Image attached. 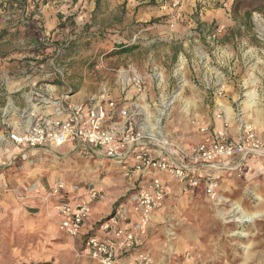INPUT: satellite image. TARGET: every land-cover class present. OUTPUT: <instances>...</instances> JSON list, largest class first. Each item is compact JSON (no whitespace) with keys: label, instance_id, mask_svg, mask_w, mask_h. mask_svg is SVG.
Returning <instances> with one entry per match:
<instances>
[{"label":"rangeland","instance_id":"obj_1","mask_svg":"<svg viewBox=\"0 0 264 264\" xmlns=\"http://www.w3.org/2000/svg\"><path fill=\"white\" fill-rule=\"evenodd\" d=\"M8 1L0 0V107L6 100L1 93L8 86L51 85L59 80L72 95L84 84L88 87L84 102L95 98L131 108L136 105L139 124L148 128L158 124L155 129L181 145L179 138L186 134L188 124L200 131L203 126L213 127L216 96L235 97L236 110L249 100L250 91L264 96V73L255 74L259 57L264 58V0H239L227 12L220 10L224 6L219 0L211 11L204 0H192L190 7L182 5L184 0H30L26 11L30 17L48 1H54L59 12L78 3V11L88 22L69 28L65 35L62 29L50 30L37 17L34 27L24 29L23 7ZM55 42L62 44L56 47ZM122 45L133 49L119 52ZM46 52L57 54V61L41 58ZM58 73H63L59 79ZM136 77L142 80V91L135 85ZM256 100L260 101L257 93ZM9 118V110L0 108V122ZM246 123L254 125V120ZM117 167L111 160L86 158L72 150L22 151L10 167L11 178L1 176L8 187H0V193L16 200L53 199L48 195L50 186L41 187L37 177L44 178L46 185L62 180L70 189L78 185L82 187L78 191L87 193L86 187L95 188ZM182 192L171 201L168 220L163 222L164 256L158 258L157 251L145 248L141 235L151 264H264L262 164L240 177H222L214 199L203 188H182ZM102 193L106 200L107 194ZM167 199L158 210L170 201V195ZM242 211L250 216L243 217ZM178 228L191 237H179ZM178 244L180 250L171 252ZM83 258L90 257L84 254Z\"/></svg>","mask_w":264,"mask_h":264},{"label":"built area","instance_id":"obj_2","mask_svg":"<svg viewBox=\"0 0 264 264\" xmlns=\"http://www.w3.org/2000/svg\"><path fill=\"white\" fill-rule=\"evenodd\" d=\"M134 82L138 91H142V80L136 77ZM51 104V113L45 115L31 110L33 118L29 125L9 131L14 148L36 150L71 145L75 154L90 159L107 158L122 165L127 177L136 179L132 205L117 204L109 216L100 221L99 228L111 232L112 237L101 239L89 235L87 238L86 253L99 264H123L122 257L126 253L142 247L141 230L169 197L171 180L184 190L201 187L211 198L217 197L222 176H201L192 168L194 164L225 160L224 167L231 169L232 177L242 176L241 166L248 156L261 158L264 167V137L253 124L243 123L235 135L227 127L216 130L203 126V141L186 149L174 140L158 137V132H150L143 123L139 124L136 105L131 108L112 99L103 103L95 98L89 102L59 99L52 100ZM165 152L171 159L161 157ZM14 158H18V154ZM4 186L8 187L0 175V187ZM81 188L74 185L71 189ZM71 189L59 180L50 187L48 195L57 200H69ZM86 192L92 201L104 198L102 191L94 187H86ZM57 209L59 228L70 238L80 236L91 205L61 201ZM131 210L139 215L137 221L131 220ZM151 263L149 252L139 250L131 264ZM14 264L36 263L18 260Z\"/></svg>","mask_w":264,"mask_h":264},{"label":"crops","instance_id":"obj_3","mask_svg":"<svg viewBox=\"0 0 264 264\" xmlns=\"http://www.w3.org/2000/svg\"><path fill=\"white\" fill-rule=\"evenodd\" d=\"M19 1L27 2V6L23 8V12H25L24 16H26L27 19L23 18L21 24H23L24 29L28 31L30 27H34L33 24L36 25L34 23V19H36V17L44 20L45 25L50 26V30L56 29L57 31H61L62 29V31H64L62 34L64 35L69 28L73 29L76 28V26L81 28V24L84 26L88 22L87 16L84 17L85 14H82V12L80 14L78 11V3L66 5L67 10H65V12H59V9H56L54 5V1H48L41 10L36 8V13L32 12L30 17L26 12L30 9V0ZM32 1L34 3V0ZM204 1L207 3V7L210 9L209 11L214 10L217 0ZM219 1H222L224 6V8H220V10L227 12V10L231 9L235 4H237L239 0ZM143 2L145 1H142V3ZM192 3V0H184L182 5L184 7H190L193 5ZM136 5L137 4H135V6ZM75 14L77 16H74ZM228 21L229 19L226 18L227 23ZM64 25L67 27L64 28ZM235 40L238 39L236 38ZM231 41L234 43L233 38H231ZM75 43L76 41H74L72 44ZM44 54L45 55L41 56V58L48 60L52 57L57 61V54H51L50 52H46ZM129 54L131 55V53ZM127 55L125 54V56ZM130 55H128L129 59L132 60ZM69 59L70 58H68V60ZM258 64L259 65L256 67L257 72H255V74L264 73V58L259 57ZM230 69L232 70V68ZM52 74L53 73H47V75ZM58 75L63 76V73L57 74L56 78L59 79ZM87 91L88 87L84 86L83 84L74 91V94L71 95L68 93L69 90L64 82H62V84L51 85L40 83L39 85L24 84L19 86H8L6 90L1 93L4 95L6 94V100L4 101L3 106L0 108L9 110L10 118L9 121H6L7 123L4 120H1L0 122V175L4 177L12 176L10 175L12 171L10 167L14 166L18 159L14 158L15 155L18 154L19 157V154H21L22 151L32 150L30 148H16L15 152L12 151L14 147L8 137L9 131H15L29 125L33 118L30 115L31 110H36L37 112L45 115L49 114L53 111V105L51 104L52 100L63 99L74 102H84L88 94ZM253 91L257 93V99L259 98L260 101L258 102L256 100L255 106L251 107L248 105V101L241 102L242 109H237L238 111L236 110V105L239 106V104L236 102L235 97H229L226 95L216 96L215 105L217 113L214 115L212 126L216 130L227 127L229 132L232 135H235L239 132L243 123L249 119H253L256 131L259 133V135L264 137V96L260 97L257 90ZM144 107L145 106L142 105V109H144ZM26 112L27 114H25ZM23 117H26V119H23ZM5 124H7L8 128L4 127ZM147 129L152 133L158 132L157 135L160 138L169 137L163 132H159V130L155 129L154 127H147ZM185 132L186 134L179 138V142L187 149H192V147L202 142L205 137V134L200 131L199 127L198 129H191L189 124L185 129ZM2 145H4V148H2ZM152 145L149 146L153 147ZM41 150H51L53 152H64L67 150L70 151L71 145H63L57 148L39 147L33 151L40 152ZM161 157L164 159H171L170 155L166 152L162 153ZM98 159L107 158L101 157ZM262 161L263 160L257 156H248L244 159L241 168L243 172L252 167L257 168L261 166ZM224 162L225 160H220L218 162L199 163L194 164L192 168L201 176L217 175L227 178L230 176L231 169L224 167ZM116 165L118 166L117 169L110 171L103 180H99L97 182L95 187L96 189H99L100 191L102 190L107 194L106 200L92 201L90 200L88 194L83 192V190L70 192L68 196L69 200H57L55 198H49L46 200H16L13 195L11 196L0 193V264H14L18 260L36 264H99L92 258V260L90 258H83L84 254L87 255V238L89 235H96L101 239L112 237L111 232H104L99 228L100 221L108 217L117 204L121 203L125 206H131V195L134 192L133 190H135L134 182L136 179L127 177L125 170L123 169L124 167L117 163ZM32 174L37 173L32 172ZM37 179L40 181L41 187H51L56 182V180L51 182L47 181L48 183L46 185L44 178L37 177ZM199 189L202 188L200 187ZM182 194L183 192L181 186L177 184L175 180H171L169 191L171 198L169 199L170 201L163 208L157 210L153 216V219L149 223L145 224L141 230V235L146 239L145 248L147 247L152 249L154 252L157 251L159 255L158 258L160 256H164L161 234L166 230L165 224L163 222L168 220L167 214L169 208H171L172 202L174 203V201L180 198V195ZM61 201L89 203L91 205V212L83 226L82 233L75 239L67 236L66 233H64L59 228L60 215L58 213L57 205ZM130 215L132 221H137L139 218V215L132 210ZM177 224L179 225L180 222ZM178 232L179 237H191L190 232H180V228H178ZM179 244L178 246L174 245L171 248V252L175 249L179 251ZM139 250H144V246L126 253L122 257V263H133Z\"/></svg>","mask_w":264,"mask_h":264},{"label":"trees","instance_id":"obj_4","mask_svg":"<svg viewBox=\"0 0 264 264\" xmlns=\"http://www.w3.org/2000/svg\"><path fill=\"white\" fill-rule=\"evenodd\" d=\"M10 5H16V4H19L20 6H22L23 8L27 6V2H20L19 0H9L8 1ZM3 7V2L0 3V8ZM62 43H55L54 45L57 47V46H60ZM40 42L38 44H36L35 46V50L37 51H40ZM69 47H75V46H69ZM118 49H119V52H126V51H129L131 49H133L132 47H127V46H118ZM68 55V52L66 53ZM50 84H62L61 81L59 80H53L52 82H50Z\"/></svg>","mask_w":264,"mask_h":264},{"label":"bare ground","instance_id":"obj_5","mask_svg":"<svg viewBox=\"0 0 264 264\" xmlns=\"http://www.w3.org/2000/svg\"><path fill=\"white\" fill-rule=\"evenodd\" d=\"M249 95V100H248V105L255 106V99H256V93L252 90L248 93ZM188 107V106H187ZM158 128V124L154 125V128ZM244 211V210H243ZM242 211L243 217H249L250 215L248 213H245ZM211 256V255H210Z\"/></svg>","mask_w":264,"mask_h":264}]
</instances>
